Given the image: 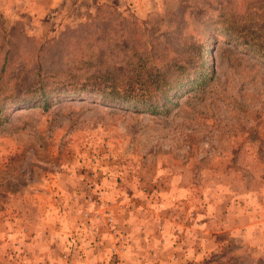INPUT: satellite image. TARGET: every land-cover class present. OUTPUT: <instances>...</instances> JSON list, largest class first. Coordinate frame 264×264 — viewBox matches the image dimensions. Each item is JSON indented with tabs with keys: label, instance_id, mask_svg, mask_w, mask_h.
Wrapping results in <instances>:
<instances>
[{
	"label": "rangeland",
	"instance_id": "1",
	"mask_svg": "<svg viewBox=\"0 0 264 264\" xmlns=\"http://www.w3.org/2000/svg\"><path fill=\"white\" fill-rule=\"evenodd\" d=\"M262 40L264 0H0L8 104L27 98L22 86L38 74L64 90L96 73L124 76L141 57L173 79V60L203 47L215 68L165 115L92 95L9 108L0 117V264H14L17 239L21 255L39 256L47 240L78 238L60 228L73 203L71 224L93 206L110 226L111 209L121 216L116 206H147L160 192L181 221L191 200L222 211V225L210 224L215 245L190 264H264V61L253 51Z\"/></svg>",
	"mask_w": 264,
	"mask_h": 264
},
{
	"label": "crops",
	"instance_id": "2",
	"mask_svg": "<svg viewBox=\"0 0 264 264\" xmlns=\"http://www.w3.org/2000/svg\"><path fill=\"white\" fill-rule=\"evenodd\" d=\"M159 194L158 197V194L152 193L157 198L154 200L150 195L147 206L136 207L129 204V201L125 205L116 206L121 211V216L111 209L115 224L111 223L110 226H104V214L99 210L92 211L93 206L90 210L89 207L85 208L88 210L87 216L80 214L81 220L71 224V221H75V211H78L73 208V203L66 213L68 218L60 228L61 232L68 228L79 231L77 240L58 236L45 242L48 253L31 256L27 253L21 255L17 248L25 245V242L17 239L14 242L17 248H14L12 255L13 263L21 264V260H27L28 257L34 259L36 264H190L207 257L216 238L210 224L218 220V226L222 225L220 219L223 216L219 214L222 211L218 209L217 212H220L213 213L215 208H211V205L205 210L197 208L191 200L189 205L182 204L190 209L187 217L181 221L178 215L174 216L176 208L167 211L172 208L165 206L163 195L161 192ZM123 196L129 197L124 194L119 198ZM71 199L69 197L70 202ZM228 213L229 211L226 214ZM259 213L262 218V208ZM65 225L67 227L63 228Z\"/></svg>",
	"mask_w": 264,
	"mask_h": 264
},
{
	"label": "trees",
	"instance_id": "3",
	"mask_svg": "<svg viewBox=\"0 0 264 264\" xmlns=\"http://www.w3.org/2000/svg\"><path fill=\"white\" fill-rule=\"evenodd\" d=\"M233 17L231 16V18ZM263 42L264 40H262ZM253 51L258 53L260 60L264 61V46L259 45L253 48ZM212 54L211 49L203 47L198 52L197 58L174 59L173 63L169 65L175 74L173 79L168 78L160 67L162 65L147 66L141 57L138 58L136 64L130 62L129 69L124 70L126 72L124 76L111 79L102 73H96L88 75L89 77L85 79L84 83L69 85L64 90L48 87L45 76L38 74L31 81L32 84L22 86L23 93L27 98H19V94H17L18 98L10 104L3 102L1 96L3 85L0 83V117L6 112L13 111L9 108L23 103L38 105L46 110L53 101H57L60 95H92L94 98L111 101L123 110L134 113L147 111L156 115H165L170 112L171 106L178 105L183 94L201 91L211 81L215 75V68L211 60ZM4 69V66L0 68V75ZM16 82L17 87L24 83L19 80Z\"/></svg>",
	"mask_w": 264,
	"mask_h": 264
}]
</instances>
